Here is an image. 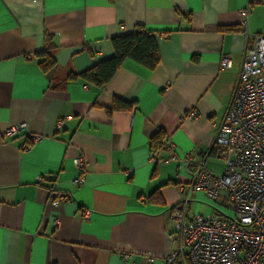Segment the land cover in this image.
<instances>
[{
	"label": "crops",
	"instance_id": "1",
	"mask_svg": "<svg viewBox=\"0 0 264 264\" xmlns=\"http://www.w3.org/2000/svg\"><path fill=\"white\" fill-rule=\"evenodd\" d=\"M137 27L157 38L154 69L126 59L102 87L70 77L112 57L113 38ZM255 34H264V0H0V264H128L123 252L166 264L178 245L171 209L194 168L182 159L204 160ZM49 35L56 65L46 72L38 53ZM30 133L42 139L23 151ZM205 165L224 170L216 156ZM51 192L70 199L54 207Z\"/></svg>",
	"mask_w": 264,
	"mask_h": 264
},
{
	"label": "built area",
	"instance_id": "2",
	"mask_svg": "<svg viewBox=\"0 0 264 264\" xmlns=\"http://www.w3.org/2000/svg\"><path fill=\"white\" fill-rule=\"evenodd\" d=\"M249 7L241 9V24L247 25ZM248 38V37H247ZM223 67L230 65V57H223ZM196 115L195 109L189 117ZM64 120L57 121V128ZM27 129L26 123L6 128L5 136H14ZM42 139L39 134L27 135L21 145L28 151L30 143ZM158 151H152V158ZM216 156L224 161V170L216 174L205 161ZM203 161L195 163L190 155L182 162L189 171L190 180L184 195L171 209L175 222L178 245L165 258L166 264H264V34L247 39L242 63L224 119ZM77 168L83 173L87 160L83 155L75 158ZM81 176L78 181L82 182ZM195 192L226 205L234 211L229 217L217 211L211 216L195 214L191 208ZM70 199L69 195L50 193L54 207ZM91 211L84 210L82 218H90ZM58 227L60 215L54 219ZM128 264L132 252L122 253ZM155 255H147L143 264H154Z\"/></svg>",
	"mask_w": 264,
	"mask_h": 264
},
{
	"label": "trees",
	"instance_id": "3",
	"mask_svg": "<svg viewBox=\"0 0 264 264\" xmlns=\"http://www.w3.org/2000/svg\"><path fill=\"white\" fill-rule=\"evenodd\" d=\"M235 29L236 27L226 26L221 28V30ZM47 42V48L45 51L38 53L39 56L43 57L40 65L46 72L56 65L52 52L55 44L52 42L50 35ZM112 42L114 47V55L112 57L99 61L91 69L83 73H72L70 77H81L99 87H102L111 80L126 59H132L149 69H154L160 62L159 48L155 34L142 27H137L131 33L115 36ZM164 139L165 133L163 131L157 132L151 139V150L158 151L162 148Z\"/></svg>",
	"mask_w": 264,
	"mask_h": 264
},
{
	"label": "rangeland",
	"instance_id": "4",
	"mask_svg": "<svg viewBox=\"0 0 264 264\" xmlns=\"http://www.w3.org/2000/svg\"><path fill=\"white\" fill-rule=\"evenodd\" d=\"M193 198L194 199L191 202V208L195 214L211 216L219 211L229 217H233L235 215L231 208L226 205H220L219 203H216L215 201L208 198L203 192H201L197 198L195 196Z\"/></svg>",
	"mask_w": 264,
	"mask_h": 264
}]
</instances>
